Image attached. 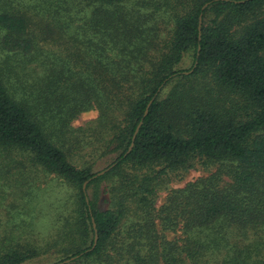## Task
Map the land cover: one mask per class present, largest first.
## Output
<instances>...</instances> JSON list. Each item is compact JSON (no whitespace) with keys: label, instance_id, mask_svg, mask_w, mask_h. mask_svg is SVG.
<instances>
[{"label":"trees","instance_id":"trees-1","mask_svg":"<svg viewBox=\"0 0 264 264\" xmlns=\"http://www.w3.org/2000/svg\"><path fill=\"white\" fill-rule=\"evenodd\" d=\"M0 30V264H264V0H5ZM44 179L72 196L39 246Z\"/></svg>","mask_w":264,"mask_h":264},{"label":"rangeland","instance_id":"rangeland-1","mask_svg":"<svg viewBox=\"0 0 264 264\" xmlns=\"http://www.w3.org/2000/svg\"><path fill=\"white\" fill-rule=\"evenodd\" d=\"M5 0H0V6L2 2ZM16 4V2H14ZM3 32L0 30V38ZM6 59V53L3 52L0 48V65L3 63L2 61ZM6 63L4 64V67ZM188 66V65H187ZM97 111L91 110L81 114L76 120L73 121L72 125L74 127H88L95 123L97 118ZM96 147H99L96 145ZM116 154L102 155L100 149L95 150L93 148L86 149L85 151L79 152L78 155L72 158V163L78 168L91 166L93 172H99L103 170L107 165L115 158ZM71 158V157H70ZM158 169H154L156 171ZM206 173L203 172L202 168L195 167L193 169H189L186 171H179L177 173L170 174L168 177L164 178L155 185V206L156 208H160L166 200L169 191L179 189L184 187V185L188 182L194 181L199 177L205 176ZM44 184L47 182V186L43 193H40L36 196L37 201V213L34 220L29 219L25 214H19L15 218V222L24 226V230L22 234L25 236H33L35 237L34 243L36 245L42 246L43 243L49 240V237H53L55 231H53V227L51 224H54V214H56V209L53 208V205H59V203L63 201H68L69 197L72 196V193L69 188L64 185H61L60 182L50 181L44 179ZM107 183L103 182L99 187V201L98 207L100 209H104L110 205V196L106 194ZM59 190V193L57 191ZM91 194V190L88 192V195ZM109 202V204H108ZM9 207L7 209H0V234L5 231L10 230V225L8 222V216L6 212L9 211ZM31 224L33 225L31 228ZM26 228V230H25ZM178 234H170L169 239L176 238ZM264 259V256H263ZM31 264H39V263H31Z\"/></svg>","mask_w":264,"mask_h":264},{"label":"water","instance_id":"water-1","mask_svg":"<svg viewBox=\"0 0 264 264\" xmlns=\"http://www.w3.org/2000/svg\"><path fill=\"white\" fill-rule=\"evenodd\" d=\"M200 22H201V16H200V18H199V25H200ZM151 102H152V100H151ZM150 102V103H151ZM150 105V104H149ZM149 105H148V107H149ZM148 107H147V110L145 111V115L147 114V112H148ZM144 115V116H145ZM134 137L135 136H133V139H134ZM102 174H104V171H102V172H100L98 175H102ZM85 186H86V184H84L83 185V190H85ZM93 228H95V225L93 224ZM96 240H97V236H96V232H95V237H94V245H95V243H96ZM94 245H93V247H94ZM73 260V258H71V259H69V260H65L64 262H62V263H69V262H71Z\"/></svg>","mask_w":264,"mask_h":264}]
</instances>
